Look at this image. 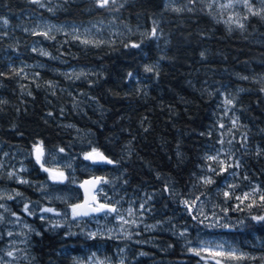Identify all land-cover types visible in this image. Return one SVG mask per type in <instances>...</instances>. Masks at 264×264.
<instances>
[{
  "label": "trees",
  "instance_id": "trees-1",
  "mask_svg": "<svg viewBox=\"0 0 264 264\" xmlns=\"http://www.w3.org/2000/svg\"><path fill=\"white\" fill-rule=\"evenodd\" d=\"M200 1L117 0L102 9L94 0H61L54 8L51 0H41L44 7L31 0H0V188H17L41 204L45 173L35 166L33 145L42 142L44 151L63 148L61 165L78 153L66 129L73 126L90 132L92 148L115 162L95 167V176L108 179L116 167L117 182L146 194L141 226L116 239L34 221L38 231L30 236L29 264H75L88 256L105 264H215L208 254L201 253V259L189 251L200 229L222 234L251 257L217 258L222 264H264V223L251 219L264 215V207L249 209L246 201L234 211L235 199L234 205L221 202L225 184L239 185L237 195L255 186L264 190V19L247 15L243 29L229 27ZM39 21L91 28L86 36L52 29L55 39H45L31 34ZM146 66L154 70L145 72ZM85 138L75 141L88 139L90 145V136ZM31 151L28 183L17 186L4 173V163L11 153ZM217 151L232 154L231 162L241 166L220 175L209 172L205 156ZM201 176L215 183L204 185ZM202 196L228 208L220 215L238 219L239 225L214 231L203 224L193 207L189 213L182 203ZM255 199L259 205V195Z\"/></svg>",
  "mask_w": 264,
  "mask_h": 264
},
{
  "label": "rangeland",
  "instance_id": "rangeland-1",
  "mask_svg": "<svg viewBox=\"0 0 264 264\" xmlns=\"http://www.w3.org/2000/svg\"><path fill=\"white\" fill-rule=\"evenodd\" d=\"M59 1L61 0H51L52 5H50V7L54 8L53 4L58 5ZM200 2L204 9H206L213 15H216L217 19H219L223 23L228 19L229 15H232L233 18H235L238 14L241 22H243V17L245 15H251L250 13H248L247 8L243 7L242 4L237 5L236 7L231 9L221 10L217 7V4L214 2V0H202ZM219 2L223 3L226 2V0H219ZM252 3L254 9L264 8V3H262L261 0H252ZM209 4H212L211 8L208 7ZM224 24L229 27H235L234 24ZM92 26H94V28L95 26L96 28L98 27V25L96 24H92ZM50 27L54 31H57V29H60V31L63 32L73 30L76 34L84 36L90 33L91 28L90 24L83 26L67 25L64 27H53L48 22L45 23L39 21L32 30L46 31ZM72 72L74 74V72L77 73L78 70H73ZM66 129L70 130V136L73 139L72 141L73 143L75 142V144H77L76 146L78 148V153L65 157L66 161L61 165H59L57 161L58 158L64 154V152H60L59 150L45 151L44 157V159L46 160L45 167L51 169H59L60 171L64 172L65 176L67 177L64 184H59L49 179V174L47 172H44L41 169L40 165H38L34 161L35 166L41 172L45 173V178L42 182V191L41 193L39 192V196H41V199L43 200L41 204L33 203L29 201L28 198L23 197V195L17 196L16 192H20L17 188H0V197H2L0 198V204H3L5 206V208H0V216H3V220L0 221V264L30 263V236L38 231L33 222L35 221L37 224L40 220H42L40 218L41 216L46 217V219L43 220L44 222L42 226L49 229H57L63 227L66 229H72L76 231L78 230L90 234L97 233L114 239H116L117 237H122L123 235L131 234L136 226L138 227L142 224V212L146 210V207H144V209H141L140 205L144 204L143 201L144 197L146 196V194L144 193L142 194V200L141 194L136 193H130L126 197H123L122 195L114 197V199L118 201H116L117 204L113 206L119 209V212L115 215H110L103 218H90V222L88 221L82 223L72 218V211L70 206L75 204L74 201L77 197V185L79 184L78 172L86 170V166L83 164L84 162L81 159L82 157L84 158L85 153H87L89 150L91 151L93 148L91 146L92 142H90L89 145L88 139L86 141H83L84 143L76 142L77 139L80 140L81 137H84V139H86L85 137H89V134L86 133V131L76 127L70 128L69 126H67ZM32 151L28 155H23L19 152H14L13 154L11 153L10 155H12V157L4 163L5 167L3 168V171L7 176L9 172L16 173V176H13L12 178L14 180V183L16 182L15 184H17V186L25 185V183H18L17 179H26L25 174L30 169L26 162L30 159V156H32ZM22 168L24 170L20 171V169ZM105 181H107V183H104L103 186H100V193L105 192V190L110 191L108 190L107 185L108 183H111L112 180L105 179ZM222 190H229L227 189L226 184L225 187L222 188ZM235 193L237 194V192ZM215 195L219 198V196H217V193H215ZM221 195L223 196V193ZM8 196H12L13 199H7ZM119 197L122 198L119 199ZM194 201L195 205L193 206V211L200 219L203 220V224H206L208 227H210V229L215 231L218 229V227H225L229 224L232 226L239 225L238 219L231 218V216L229 215H227L228 218H224L220 215L219 211L223 213V209H225L226 207L220 206L219 202L214 198L202 196L201 198H199V200L195 199ZM233 201L234 198L227 201L225 200V198L221 200V202L229 203L230 205H234ZM25 204L29 205V210L33 214L29 215L23 211ZM45 207L54 209V212H41L40 209ZM129 208L133 210V215L131 216H129L128 214ZM5 209H7V211ZM12 213H15L16 216H13ZM55 213H60V215H56ZM17 216L20 217L19 220H17ZM118 216H123L124 219L130 221V223L123 224L117 218ZM131 221H134L135 223H131ZM57 222H59L61 226L53 227V225ZM25 225H27L28 227H26ZM9 232L12 233L11 236L8 235ZM194 233L196 234L195 248L197 249L203 245L211 247L214 250H219L216 249V245H223L224 250H237L235 246L231 242H229L222 234L215 233L208 235V233L201 229ZM9 251L13 252L12 257L6 255V253ZM237 252L240 253L238 250ZM202 253L208 254L207 252ZM217 258L222 257H215L214 259ZM75 264L105 263L88 256L86 259H79Z\"/></svg>",
  "mask_w": 264,
  "mask_h": 264
},
{
  "label": "snow or ice",
  "instance_id": "snow-or-ice-1",
  "mask_svg": "<svg viewBox=\"0 0 264 264\" xmlns=\"http://www.w3.org/2000/svg\"><path fill=\"white\" fill-rule=\"evenodd\" d=\"M32 3H35L37 5H39L40 7H44V4L41 2V0H31ZM189 2H194V0H189ZM214 2L217 4V7L221 10L224 9H231L236 7L237 5L242 4L243 7L247 8L248 13H250L253 16H261L262 19H264V15H262V13H264V8L262 9H254L253 8V3L252 0H226V2H219V0H214ZM262 3H264V0H261ZM95 5L98 8H110L111 5H115L117 3V0H94ZM122 6V5H121ZM209 8L212 7V4L208 5ZM52 9H49V11H51ZM176 12H180L183 9L181 8H175L173 9ZM189 11H191V9H189ZM244 20L248 19V16L245 15L243 17ZM224 23L226 24H234L236 27L243 29L244 28V24L240 21V17L237 14L235 18H233L232 15H229L228 19L226 21H224ZM3 24L7 25L8 24V20L4 19L3 20ZM54 27V26H53ZM27 31V29H25ZM52 31V28L50 27L47 31H32V35H38V36H42L45 39H55L54 36H52L50 33ZM57 31H60V29H57ZM152 36H156V28L153 27L152 29ZM74 39H79L80 42L82 44L88 45V44H92L93 42L91 40L88 39H80L79 36H74ZM131 47H139V45L137 44H132ZM33 51L36 52L38 51L40 55L43 56H49L50 54L43 50V49H36L33 48ZM203 55V53L201 54ZM154 69L152 67H145V72H152ZM20 71H23L22 69ZM17 75H19V72L16 73ZM0 75H3V73H0ZM81 75H83V73H81ZM129 77H132V73L128 74ZM246 79V77H245ZM225 104L227 105H231L232 101L230 99H226L224 101ZM49 115H51V113H49ZM233 127L236 126L237 121L233 120ZM220 127H224L223 124L220 125ZM246 137H245V141H246ZM219 143L223 144L224 141L221 139L220 141H218ZM229 143H231V141H229ZM60 152H64L63 148L59 149ZM33 153L35 156V161L38 165H40L41 169L44 172H47L49 174V179H51L53 182L56 183H64V181L67 179V177L65 176L63 171H60L59 169H51L48 167H45V163L46 160L44 159L45 157V151L42 145V142H38L37 144L33 145ZM261 152L257 151V155H260ZM222 155H226L227 159H222L221 156ZM84 159L86 160H91L93 163H107V164H113L115 163L112 159L106 157L102 152L98 151L96 148H93L91 152L85 153L84 155ZM233 160V155L232 154H226V153H222L221 151H217L215 155H206L205 156V161L206 162H211L207 164V170L209 172L214 173L215 175H220L222 173H225L228 171V169L231 168H239L241 165L240 163L237 162H231ZM213 164L217 165V167H213ZM217 168L219 170H217ZM24 169H20V171H23ZM231 175L235 176L236 173L233 172L231 173ZM9 178H12L13 176H16L15 172H9L8 173ZM199 182L204 184V185H211L213 183H215V181L213 180V178L211 176H201L198 178ZM244 179L247 180L248 177L244 176ZM18 183H28V181L23 180V179H17ZM93 184V186H95V184L98 183H107V181L103 180V178H96L95 181H85L84 184ZM84 184H81V187H84ZM239 187V185L236 184H228L227 185V189L231 190H224L223 191V196L225 198V200H230L232 198H234L238 203L236 204L235 208L232 209L234 211H239L242 210L241 209V205H244L245 202L247 201V207L249 209L253 208V207H264V190H262L259 186H255L252 187L249 191H245L243 192L242 195H237L235 193V189ZM169 189L167 188V186L165 187V191H168ZM97 191H99V189H97ZM16 195L19 196L21 195V193L16 192ZM259 195V200H260V204L257 205L256 203V199L255 197ZM86 197H87V190H86ZM2 198V197H0ZM7 199L11 200L13 199L12 196H8ZM197 200H199V197L196 198ZM92 201H96V197L92 196ZM182 203L188 208L189 213H191L192 211V207L195 205V201H192V203L190 204L188 200H184L182 201ZM71 211H72V218L75 220L78 217L81 216H88L89 215V211L84 210L86 207L90 208L91 212H104L106 215L108 213H118L119 209L116 208L115 206H110L108 204H104V203H100L98 204V206H92L91 204H89L87 198L85 200V202L83 204H74L71 205ZM0 208H5V206L3 204H0ZM141 209H144V204L140 205ZM7 211V209H5ZM228 208L224 209L225 214H227L228 212ZM23 211L29 215L33 214L32 212H30L29 210V205L25 204ZM41 212H45V213H53L54 209L52 208H42L40 209ZM56 215H60V213H55ZM128 214L129 216L133 215V210L131 208L128 209ZM13 216H16L15 213H12ZM17 220L20 219L19 216L16 217ZM42 220L46 219V217L41 216L40 217ZM123 224H127L130 223V221L125 220L123 216H118L117 217ZM251 219L253 221H256L258 223H264V215H253L251 216ZM3 220V216H0V221ZM131 223H135L134 221H131ZM26 227H28L27 225H25ZM61 225L59 224V222H57L56 224L53 225V227H60ZM39 234V233H37ZM9 236L12 235L11 232L8 233ZM181 236L184 235V233L180 234ZM90 236L92 238H94L96 236V233H91ZM216 249L219 250H214L211 247H207V246H201L200 248H189V251L191 253H193L196 256H200L201 259H205L204 256L201 255L202 252H207L210 256H212L213 258L215 257H222L223 260L227 261V260H233V261H239V260H244V259H248L251 257H248L247 254L245 253H238L237 250L235 249H229V250H224L223 249V245H216ZM7 256L12 257L13 256V252L9 251L6 253ZM141 255H143V253H141ZM215 264H222V260L221 259H216L215 260Z\"/></svg>",
  "mask_w": 264,
  "mask_h": 264
},
{
  "label": "flooded vegetation",
  "instance_id": "flooded-vegetation-1",
  "mask_svg": "<svg viewBox=\"0 0 264 264\" xmlns=\"http://www.w3.org/2000/svg\"><path fill=\"white\" fill-rule=\"evenodd\" d=\"M72 128H74L73 126H71ZM89 136H90V142H91V135H90V132L88 133ZM92 151V150H91ZM90 150L88 152H91ZM87 152V153H88ZM84 163V165L86 166V170L85 171H82V172H78V181H82L83 179L85 178H88V177H98V176H95V167L97 168H104L106 166H92L88 163H86L84 161V158L82 157L81 159ZM108 167V166H107ZM99 171H104V169H101ZM98 171V172H99ZM100 173V172H99ZM116 173H117V168L114 167L113 170H110L109 171V178L110 180H112L111 183H108L107 185V188L108 190L110 191H107L105 190V192H99V191H96L95 192V197H96V202L98 204L100 203H104V204H108V205H115L117 204L116 201L118 200H115L114 197L116 196H119V195H122L123 197H126L128 194L130 193H136V194H141V200H142V190L138 189V190H135V191H127L119 182H117V178L118 176H116ZM102 177V176H100ZM103 178V177H102ZM104 180V178H103ZM78 182V183H79ZM104 184V183H103ZM100 189V188H99ZM118 193V194H117ZM112 195V196H111ZM122 198V197H119V199ZM82 201V197H81V193L80 191L78 190L77 188V197L75 199V204H79L80 202ZM126 201V200H125ZM124 203V202H123ZM117 208V207H116ZM116 213H108L107 215L105 213H102L101 215L99 216H89V217H85V218H77L75 219L76 221H80L81 223L82 222H90V218H103V217H106V216H110V215H115ZM43 221V220H42ZM44 222V221H43ZM76 231V230H75ZM78 231V230H77ZM81 235L83 236H87V237H90V233H87V232H82L80 231Z\"/></svg>",
  "mask_w": 264,
  "mask_h": 264
},
{
  "label": "water",
  "instance_id": "water-1",
  "mask_svg": "<svg viewBox=\"0 0 264 264\" xmlns=\"http://www.w3.org/2000/svg\"><path fill=\"white\" fill-rule=\"evenodd\" d=\"M33 158L35 160L34 153H33ZM84 160H85V162H87L88 164H90L92 166H110V167H113L115 165V163H113V164H107V163H102V162L101 163H93L91 160H86V159H84ZM96 178H98V177H89V178L83 179L77 185V187L81 193V197H82V201L79 204H83L87 198L89 204H91L92 206H98V203L96 201L95 202L92 201V196H95L94 193L102 185V183L95 184V186H93V184H91V183L84 184L85 181H95ZM99 178H102V177H99ZM65 182H66V180L64 181V183ZM64 183H59V184H64ZM81 184H84V187H81L80 186ZM86 190H87V197H86ZM84 210L89 211V215L88 216H81L78 218H85V217H89V216H99L102 213H104V212H99V213L91 212L90 208H87V207Z\"/></svg>",
  "mask_w": 264,
  "mask_h": 264
}]
</instances>
